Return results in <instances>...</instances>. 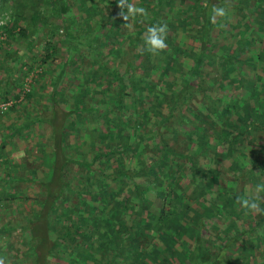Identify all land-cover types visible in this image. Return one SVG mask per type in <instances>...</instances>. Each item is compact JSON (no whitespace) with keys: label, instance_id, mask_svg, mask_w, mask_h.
I'll return each instance as SVG.
<instances>
[{"label":"trees","instance_id":"trees-1","mask_svg":"<svg viewBox=\"0 0 264 264\" xmlns=\"http://www.w3.org/2000/svg\"><path fill=\"white\" fill-rule=\"evenodd\" d=\"M134 2L125 27L117 0H0V49L25 42L52 89L43 191L0 202L12 264H264V213L235 199L264 182V0Z\"/></svg>","mask_w":264,"mask_h":264},{"label":"rangeland","instance_id":"rangeland-1","mask_svg":"<svg viewBox=\"0 0 264 264\" xmlns=\"http://www.w3.org/2000/svg\"><path fill=\"white\" fill-rule=\"evenodd\" d=\"M9 16L10 13L0 14V25L9 20ZM24 44L25 42L19 44L10 41L0 49V106L8 105L6 110L0 108V202L10 194H14L16 198L20 196L19 199L10 201V204L21 213L26 204L31 205L35 197L41 194L43 188L40 182L52 169L46 156L51 153V144L46 139L49 127L36 118L49 116L50 111H45L44 107L49 105L48 97L52 89L48 86L47 76L39 81V63L32 71L29 70L33 63L32 54L28 53L23 58L26 55ZM11 74L13 78H10ZM28 90L32 92L30 99L25 98ZM6 95L11 98L7 102L3 100ZM31 121L34 123L28 126ZM42 142L46 145L44 149L39 146ZM10 210L0 205V227L10 217ZM23 239L16 233L10 237L0 235V251L9 253V256L4 257L7 262L0 258L2 264H12V255L15 254L24 260L27 248L23 246Z\"/></svg>","mask_w":264,"mask_h":264},{"label":"clouds","instance_id":"clouds-1","mask_svg":"<svg viewBox=\"0 0 264 264\" xmlns=\"http://www.w3.org/2000/svg\"><path fill=\"white\" fill-rule=\"evenodd\" d=\"M121 9L120 15L126 22L125 27H130L133 20L147 17L148 12L144 6L137 5L134 0H117ZM227 10L223 6L213 5L210 10V21L215 22L218 17H225ZM168 25L166 23H154L147 27L143 39L144 48L153 54L163 51L167 47L166 36ZM237 203L252 213H264V182L253 185L251 195L237 194Z\"/></svg>","mask_w":264,"mask_h":264},{"label":"built area","instance_id":"built-area-1","mask_svg":"<svg viewBox=\"0 0 264 264\" xmlns=\"http://www.w3.org/2000/svg\"><path fill=\"white\" fill-rule=\"evenodd\" d=\"M0 108H3L4 110H6L8 108V105L7 104L1 105Z\"/></svg>","mask_w":264,"mask_h":264}]
</instances>
